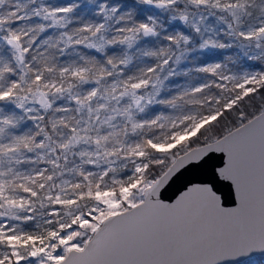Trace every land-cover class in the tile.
<instances>
[{"label":"snow or ice","instance_id":"1","mask_svg":"<svg viewBox=\"0 0 264 264\" xmlns=\"http://www.w3.org/2000/svg\"><path fill=\"white\" fill-rule=\"evenodd\" d=\"M261 90L264 0H0V264H264Z\"/></svg>","mask_w":264,"mask_h":264},{"label":"rangeland","instance_id":"2","mask_svg":"<svg viewBox=\"0 0 264 264\" xmlns=\"http://www.w3.org/2000/svg\"><path fill=\"white\" fill-rule=\"evenodd\" d=\"M238 52H239V49H236V48H230V49H226V50H213V52L211 54H205V55L200 56L201 57V58H199L200 60L197 59L195 65H191L190 63H188V61L182 62L180 65V69L194 68L196 66H201L204 63H212L215 61H219V60L223 59L224 57H228V56H232L233 58H235V56ZM249 64L253 68H256L257 70H259V67H260L259 62L250 61ZM229 67H232V65L229 64ZM203 76H204L203 73L192 72L189 74L188 77H185V76L173 77L170 81H166V84L172 88L171 94H175L178 91V89L175 87L176 84L183 85L189 80L195 79L196 77H203ZM163 95H168V93L165 92V93H163Z\"/></svg>","mask_w":264,"mask_h":264},{"label":"water","instance_id":"3","mask_svg":"<svg viewBox=\"0 0 264 264\" xmlns=\"http://www.w3.org/2000/svg\"><path fill=\"white\" fill-rule=\"evenodd\" d=\"M222 165L220 164V162L218 160H213L210 162L208 168H218L221 167ZM208 169H197L194 170L191 174H189L188 177H186L185 179H193L195 182H200V180L203 179H208ZM185 181L182 180L180 182H178L171 191H169L167 193L166 198H169L171 200H168L166 202H174V200L176 199V197L179 195V193L177 192V190L182 186V184ZM220 188L221 191H223L225 193V198H226V206L227 207H235L236 205L233 204V201L235 199V193L233 191V193H231L226 187H224L223 185H219L218 186Z\"/></svg>","mask_w":264,"mask_h":264},{"label":"trees","instance_id":"4","mask_svg":"<svg viewBox=\"0 0 264 264\" xmlns=\"http://www.w3.org/2000/svg\"><path fill=\"white\" fill-rule=\"evenodd\" d=\"M55 3H59V4H64V3H69L71 2V0H54ZM83 3H87V0H82ZM113 2H115V0H113ZM126 2L128 3H131L132 0H126ZM140 7H143V8H147L146 5H141ZM154 11H158V10H154ZM86 15V14H85ZM98 19V18H96ZM163 19V17H162ZM165 28L169 31V32H172L174 29L176 30H179V31H183L185 32V34H187L190 30L185 28V26L179 22V21H174V22H171V23H168V22H165ZM149 47H151L152 45H148ZM87 51V50H85ZM198 54L197 53H192L191 56L189 57V61L188 63H190L191 65H195L196 64V61L197 59H194ZM215 55V54H214ZM201 58V57H199ZM61 60H64L65 58L64 57H61L60 58ZM144 62L148 63V64H151L152 63V60L150 58H143ZM200 60V59H198ZM136 63H140V61H135ZM170 93H168L169 95ZM261 103H264V90H261V92L258 94V98H255L253 100V109L251 110H254L256 107H258ZM166 113H170L171 110L168 109V110H164Z\"/></svg>","mask_w":264,"mask_h":264}]
</instances>
